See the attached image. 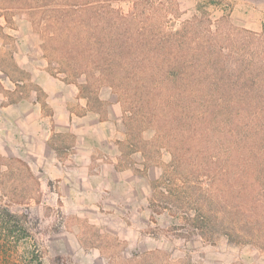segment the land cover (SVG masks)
Returning a JSON list of instances; mask_svg holds the SVG:
<instances>
[{
  "label": "rangeland",
  "instance_id": "obj_1",
  "mask_svg": "<svg viewBox=\"0 0 264 264\" xmlns=\"http://www.w3.org/2000/svg\"><path fill=\"white\" fill-rule=\"evenodd\" d=\"M85 1L88 0H78L77 7L81 8L80 4ZM240 1L100 0L98 4L91 3L122 15L131 11L142 13L141 17H135L125 25L128 39L133 38L130 32L134 28L148 24H154L158 39L168 32L186 29L190 41H206L207 44L212 36L220 39L230 27L246 29L264 38V25L260 30L248 27L246 21H251L253 16L244 12L242 4L238 5ZM37 11L5 12L22 16L32 24L43 40L48 71L65 82L85 80L82 84L85 95L94 96L102 89L106 96L114 93L119 101L118 94L108 84L88 80L85 74L74 76L75 72L92 70L91 66L80 64L81 55L96 59L99 50L93 46L84 53L66 52L63 47L64 39H67L66 28L60 29L48 21L53 26L45 30V23L38 21L42 13ZM111 29L106 26V32L95 30V33H100L103 38L110 37L114 35L110 33ZM77 31L83 38L88 35V29L78 27ZM51 34L57 36L49 40ZM232 50L223 46L229 64L236 57ZM147 53L148 50H144V54ZM50 58L57 60L58 65L50 64ZM88 81L91 89L84 93ZM120 108L124 131L116 129V136L120 138L125 134L124 147L131 155L130 169L145 178L148 169V187L144 182L140 188L127 181L120 185L110 179L103 187L98 186L95 203L82 205L77 215L71 205L63 201L58 180L40 172L28 174L16 163L7 166V171H0V208L17 215L19 224L16 223L17 227H12L11 232L0 224V264H264V240L257 238L256 230L242 234L239 228L238 217L245 215L242 213L250 202L246 200L244 210L235 215H228L221 208L213 212L209 204L215 199L218 185L205 177L183 183L180 175L185 171L175 167L166 148H159L156 153L155 144L151 142L154 134L149 130L144 129L139 135L140 141L147 143L145 151L132 149L126 122L134 127L138 121L121 103ZM214 122L211 126L217 134L222 133ZM69 143V138L64 139V145ZM185 152L190 155V151ZM101 159L96 163L97 172H109L111 166H105L107 160ZM196 218L204 221L200 223ZM232 221L239 222L234 228L235 233L231 230Z\"/></svg>",
  "mask_w": 264,
  "mask_h": 264
},
{
  "label": "trees",
  "instance_id": "obj_2",
  "mask_svg": "<svg viewBox=\"0 0 264 264\" xmlns=\"http://www.w3.org/2000/svg\"><path fill=\"white\" fill-rule=\"evenodd\" d=\"M99 1H85L80 8L78 0H0V8L26 13L38 10L42 13L38 21L45 23V30L52 24L66 28V52L84 53L95 46L99 50L96 59L81 55L80 60L91 66V72L82 70L74 76L85 74L88 80L115 90L124 110L138 121L134 127L126 122L131 148L144 152L147 143L139 135L144 129L151 131L156 153L166 148L175 167L185 171L180 175L183 183L205 177L218 185L209 204L213 212L221 208L228 215L241 213L248 200L245 215L238 217L239 228L242 234L256 230L257 238L264 240V38L230 27L220 39L212 36L207 44L190 41L186 29L158 39L154 24H148L134 28L133 38L128 39L125 25L142 13L122 15L92 5ZM106 26L114 35L103 38L100 31L106 32ZM78 27L88 29L85 38ZM56 36L51 34L49 40ZM45 39L48 42V35ZM223 46L235 49L231 64ZM50 64L58 65V61L50 58ZM89 85L88 81L84 93L90 92ZM213 122L222 133L217 134ZM239 222L232 221L233 233ZM16 223L17 215L0 208V224L11 232Z\"/></svg>",
  "mask_w": 264,
  "mask_h": 264
},
{
  "label": "crops",
  "instance_id": "obj_3",
  "mask_svg": "<svg viewBox=\"0 0 264 264\" xmlns=\"http://www.w3.org/2000/svg\"><path fill=\"white\" fill-rule=\"evenodd\" d=\"M240 4L253 16L246 26L262 29L264 0ZM21 17L0 8V171L16 163L28 174L55 178L63 201L77 215L82 205L95 203L98 186L110 179L148 187V169L147 178L130 169L125 134L116 136V129L124 131L116 95L106 96L102 89L84 95L85 80L73 83L53 76L43 40ZM66 138L68 145L63 144ZM101 157L111 168L99 174L96 163Z\"/></svg>",
  "mask_w": 264,
  "mask_h": 264
}]
</instances>
